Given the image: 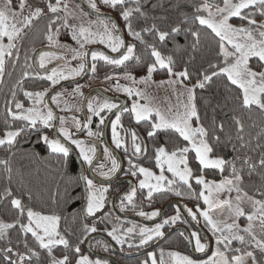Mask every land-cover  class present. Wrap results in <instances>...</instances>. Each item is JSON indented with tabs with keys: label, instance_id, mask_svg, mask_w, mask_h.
<instances>
[{
	"label": "snow or ice",
	"instance_id": "1",
	"mask_svg": "<svg viewBox=\"0 0 264 264\" xmlns=\"http://www.w3.org/2000/svg\"><path fill=\"white\" fill-rule=\"evenodd\" d=\"M101 2L110 9H119V14L126 24L129 35L150 48V54L154 57L153 62L147 68V76L137 80L130 72H126L124 78L133 84L147 85L152 81V73L157 68L165 69L170 77L175 78L161 81L160 86H173L174 90L177 91V103L175 105L168 104L161 108L154 105L145 92L132 87L121 88L117 84V91L124 92L128 97H139L141 100H146L147 103L134 100L130 108H122L119 103L109 100L103 102L95 99L89 100L87 110L90 115L86 117V123H82L73 116L71 118L72 127L77 132L86 128L89 138L99 140L103 137V132L99 130V126L104 125L106 119L102 113L112 114L114 110H119V114H116L115 118L109 122L112 143L115 149H121L127 153L129 150L128 133L126 131L125 136H122L118 129L124 127L121 122L122 114L129 112L137 124L144 123L146 125V136L155 144L154 167L159 169V174L132 159L128 160L129 168L127 171H123L121 164L113 156V150L108 146L103 148V154L109 163H94L97 160L95 143L74 138V133L66 127L68 120L65 117H57L53 109L45 103L44 98L48 94V89L24 91V96L33 101L32 107L25 108L24 104L20 102H15V111L12 107H7L5 118L7 130L4 131L3 136H0V147L7 146L11 149L17 143V138L23 133H35L38 142L42 141L53 154H57L63 164L71 156L74 145L75 149L78 150L82 165H86L90 169V175L81 173L77 179V185L80 182L83 183V192L80 197L84 201L85 212L88 217H95L97 213L104 211L109 199L107 194L110 190L115 191L112 185L120 180L121 174L124 177L135 178L137 183L133 185L130 180H124L129 188L121 197H118L120 211L137 210L138 206L135 200L138 190L149 201L153 199L155 193L166 192L183 198L185 192L180 191L177 187V185H182L186 188L188 198L197 201L202 199L207 208L197 207L195 211L192 208H187V215L197 224L200 222L199 218H203L205 225L216 237L215 251L207 260L202 261L179 251H169L166 254L168 257L166 262L164 259L165 252L161 250L159 264H249V260L251 264H258L252 251L232 257L227 255V251H241V248H231L233 242L236 241L242 246H255L264 253V238H258L255 231L258 224L261 233H264V190L260 191L262 198L255 199L248 196L243 189L245 166H247L249 177L256 174L264 182V144H260L258 141L257 146L261 148V152L256 159L249 155L236 156L233 160H228L222 155L214 154L217 153L219 147L225 146L221 136L217 134L224 131L225 125L222 122L217 124L213 121L212 127L209 128L201 122L196 92L197 89L204 90L209 87L214 82V78H223L227 82L225 88L229 91L232 90V86H235L237 95L234 99L239 101L241 108L256 109L264 113V0H211V2L210 0H198V2L191 3L193 11L190 15L183 14L180 21L167 30H161L153 23L151 28H143L141 31L134 29L131 19L133 13L147 19L141 0H134L136 5L134 8L127 7L129 0H101ZM76 7L79 9L78 12L70 9L65 0H45L43 5L37 3V0H15V2L14 0H4L3 6H0V84L4 83L8 60L18 61L20 59L18 42L23 41L28 36L29 31L34 28V22L42 18L47 21L46 39L49 45L59 44L60 28H64L70 32L71 39L78 45V47L65 46V50L71 53L72 60L81 61L75 68L67 66L63 70L53 68L50 74L46 76L36 74L40 79L50 81L52 86L61 81L74 80L84 74L89 55H91L92 60L90 70L93 73L97 69L96 61H103L116 67H124L126 62L133 59L139 61L140 57L135 55L136 46L126 44L121 36L114 35L120 31L115 21H112L110 17L101 18L100 15H97L95 21L89 20L87 17L90 13L85 12L80 5ZM88 7L92 12L100 13V7L96 0H88ZM257 12L261 17L260 23L256 19ZM233 18H238L241 23H232ZM70 20L80 22L73 24L69 22ZM57 24L59 27H56ZM142 31L154 32L161 43L169 38L175 39L180 35H183L185 39L191 37L190 48L193 53L200 51L202 42L215 41L216 60H210L207 68L203 69L202 73L197 76L196 82L189 87L186 83V81L191 80L188 68L175 71L176 61L173 56H165L155 44H147L141 35ZM96 43L103 44L112 53H120V55L114 58L102 51H92L91 53L84 51L86 45ZM121 49L124 51L121 52ZM53 58L65 60L66 65L70 64L65 56L44 51L39 55V67L46 68ZM194 58V56L191 57V59ZM23 75L26 78L29 74L25 72ZM108 78L112 79V77ZM17 83L20 85L23 80ZM74 92L83 96L79 84L76 85ZM60 95L57 93L51 97L52 102L58 106ZM181 97H185V99H181ZM12 98L15 101V92L12 93ZM61 110L71 112L73 108L66 104ZM75 110L79 111L80 109ZM93 117H99L98 130L96 131H93L91 127ZM233 119L238 129V139L244 141V137L239 135L244 131V124L239 118L234 117ZM16 122H20L19 125ZM49 131H52L51 136L48 134ZM162 134L168 137L165 143L170 147L156 144L157 139ZM130 139L133 156L147 154V144L135 130L130 132ZM241 147H247V143H242ZM235 150V146H233V151ZM190 153H194L191 160L196 162V167L190 166ZM237 160L240 161L239 167L236 163ZM0 164L5 166L9 174L11 173L12 169L8 166L7 160H0ZM209 169L218 170L221 175L229 170L230 177H225L220 182L208 180L204 173L205 170ZM166 172L171 173L172 178H169L165 174ZM8 179L11 180V175L8 176ZM193 180L197 188L200 189L199 191L194 188ZM144 190H147L146 193ZM233 192L236 193L234 199L231 196ZM225 193L228 198L220 199V196ZM64 195L66 197L65 203L77 199V197L71 196L67 189ZM29 199H31L30 196ZM0 200H8L16 213V218L12 222L0 219V239L8 238L10 230L16 229L22 235L24 248L28 252L27 255H22L17 251L15 253L17 259L12 260L9 254L13 253V248L3 249L4 259L8 261V264H25L26 260L31 262L33 257L36 258L37 264H43L40 253L29 246V238L39 249L46 251L50 258L49 264H72L67 254L68 251H72L78 256L75 264H107L106 261L92 260L86 255H80L81 248L78 245L73 247L67 238V235L73 234L72 225L76 224L75 215L69 213L71 217L69 219L68 216L48 215L35 211L23 202L22 197L15 196L10 187H6L0 194ZM245 202L250 205L249 210H246ZM225 207L228 211L223 219L214 218L211 214L216 209ZM137 215L148 220H155L160 217L161 221L153 227L132 224L131 227L124 229L122 226L114 225L110 231H107V235L122 248L125 243L129 248L134 246L131 242L133 236L138 238L135 247H143L157 239H162L165 235L166 226L171 227L177 222L188 223L186 220L182 221L179 207L176 208V214L167 219L162 217L159 210L150 213L139 210ZM241 217L246 218V227L242 228L237 222ZM62 219L67 224L63 231H61ZM115 219L119 220L120 218L115 217ZM80 230L86 239L88 234L96 233L98 228L95 223L91 226L82 223ZM180 235L183 236L184 233L181 232ZM192 238L195 239V252L205 253L208 250V243L202 242V236L198 231H192L190 236L186 237L190 243ZM80 243H83V239L80 240ZM58 245H62L63 249L66 250L62 258H57L52 254L53 248ZM104 247L107 251V245ZM144 264H148V261H145ZM151 264H158L155 254L151 255Z\"/></svg>",
	"mask_w": 264,
	"mask_h": 264
},
{
	"label": "trees",
	"instance_id": "2",
	"mask_svg": "<svg viewBox=\"0 0 264 264\" xmlns=\"http://www.w3.org/2000/svg\"><path fill=\"white\" fill-rule=\"evenodd\" d=\"M198 2V0H141L143 5V10L147 14V19L139 16L137 13H133L132 24L135 30L141 31L143 28H151L152 24L155 23L158 28L161 30H167L170 26L178 23L182 18L183 14H191L193 9L191 8V3ZM211 2V0H210ZM37 3L43 5L45 0H37ZM134 0H129L127 7L134 8ZM83 7V6H82ZM85 10V8H83ZM108 14L113 16L120 25V28L125 36L127 44H134L135 55L140 57L139 61L133 59L132 61L126 62L124 67H116L108 65L103 61H96L97 69L95 74L91 77L93 78H104L112 73H121L125 74L130 72L132 75L141 76L147 73L148 66L153 62L154 57L150 54V48H147L144 43H141L139 40L134 39L129 35L125 22L123 21L122 16L119 14V9H110L108 8ZM88 12L87 10H85ZM90 13V12H88ZM89 17L97 18L90 13ZM103 18V17H101ZM155 18V19H154ZM166 18V19H164ZM257 22H261V17L259 13L256 14ZM46 23V19L42 18L39 21H35L34 28L29 31V34L21 42H18L19 57L20 59L14 60L9 59L6 65V71L4 74V83L0 84V132L6 131L5 118L7 115V107H12L15 111V102L23 103L25 107H29L32 103L27 97L24 96V91H43L45 89H50V81L45 79H40L37 76L35 58L42 50L43 46H46L47 39L46 33L42 34L38 32L42 24ZM232 23L239 24L241 23L238 18H234ZM246 23V22H245ZM114 35L120 36L119 32L114 33ZM141 35L146 41L147 44H155L157 49L162 52L163 55H171L176 61L174 70L181 71L185 67L188 68V71L191 74V80L186 81L188 86H192L196 82V78L200 75L204 68H207L208 62L215 61V41H206L202 42L200 46V51L193 53L190 44L192 38L189 37L185 39L183 35L173 38H169L167 41L161 43L158 40L157 35L154 32H141ZM92 47V46H91ZM91 47L87 48L90 49ZM112 53L110 49H107L103 45H99ZM86 50V51H87ZM98 51V50H95ZM122 51V49H121ZM195 57L191 59V57ZM92 62V60H91ZM27 72L28 77H24V73ZM156 81H164L170 77L165 69L157 68L155 72L152 73ZM41 76V75H40ZM23 80V83L18 85V81ZM226 80L223 78H214V82L204 90L197 89V106L201 115V122L206 126L211 128L213 121L218 123H223L225 125L224 131L222 133H217L221 136L222 141L225 146L219 147L217 153L224 156L228 160H233L234 157L240 156H252L254 159L258 158L261 148L257 146L259 141L260 144H264V113L259 110H247L240 107L238 100L234 99L237 95V90L235 86H232V90L229 91L225 88ZM15 92V101H13L12 93ZM208 101V103H205ZM234 117L239 118L244 124V131L239 135L244 137V141L238 139V129L234 123ZM10 120V117H8ZM95 123L93 128L96 130L97 125L99 124L98 117H95ZM128 120L127 116L123 114L121 116V122H124L129 128L127 131L135 128L145 133V138L143 141L147 144V150L149 152V158L153 161L147 162L146 166L151 168L153 171L157 172L158 169L154 167V147L155 144L146 136V125L144 123L135 125L134 123L129 125L126 121ZM20 122H16L19 125ZM195 126V124H194ZM102 125L99 126L101 130ZM168 140V137L161 135L156 144L164 145L170 147V145L165 142ZM230 140V142H229ZM250 141V143H248ZM186 143V142H185ZM242 143H247V147H241ZM233 146H235V151H233ZM190 166L196 167V162L191 160V156L194 153H190ZM0 160H7L8 166L12 169L9 174L3 164H0V194L3 193L6 187H10L13 191V194L17 197H22L23 202L32 207L33 210L43 212L44 214H59L62 216H68L69 213L76 216V224L72 225L73 234L67 235V238L73 244V247L78 245L81 248L80 255L88 254L85 245L89 242V249L96 253H101L95 248L97 239L93 237L95 233L87 235V238L84 239V235L81 232V224L87 223L91 226L93 223L97 228H111L110 224L116 225L114 221L115 217H119L113 214H106L108 219H95L87 221L83 216L84 201L80 197V194L83 192V183L80 182L77 185V179L81 175L78 162L72 153L69 158H67L65 163H61V159L57 154H53L42 141L37 140L35 133L25 132L20 137L17 138V143L9 149L7 146L0 148ZM237 166H240V161H236ZM205 176L208 180H215L220 182L225 177H230V171L226 170L222 175L218 170H205ZM11 175V180L9 181L8 176ZM244 184L243 189L247 192L248 196L254 197L255 199H261L260 191L264 190V182L261 181L260 176L253 174L251 177L247 175V166H245L244 173ZM194 188H197L195 181H192ZM180 191L185 192L183 197L186 205L196 210L197 207L201 209L204 208L203 200L197 201L196 199H190L187 197L186 188L182 185H177ZM73 197L77 199L71 201L70 203H65V190ZM200 189L197 188V191ZM234 197L236 193L233 192ZM243 195V193H241ZM29 196L31 199H29ZM162 198L166 202L176 199V195L173 193H162ZM10 199V198H9ZM246 210L250 209V205L245 202ZM225 217V216H224ZM16 218L15 210L12 209V206L8 200H0V219L6 222H12ZM122 222L121 225L124 227H131L132 221L126 218L119 217ZM105 220H110L113 222L107 223ZM240 226L243 228L246 226L247 221L245 217H241L237 221ZM105 223L104 226L101 225ZM109 224V225H108ZM67 227L65 220H61V231ZM203 228V227H202ZM206 230V229H205ZM208 230V229H207ZM210 232V230H208ZM109 242L118 245L111 237L105 235ZM92 237V238H91ZM83 239V243H80V240ZM11 240V243H9ZM173 242L167 240L166 245H171ZM125 245V244H124ZM29 246L40 253V258L43 264H49L50 258L47 256V253L43 249H39L38 246L29 238ZM7 247L13 248V253L9 254L12 260H16L17 257L15 253L19 251L22 255H27L28 252L24 248L22 235L17 232L16 229L10 230L9 237L6 239H0V264H8V261L4 259L5 253L2 251ZM231 248H241L240 252H227L229 257L233 255L245 254L247 251H252L255 253L257 262L259 264L264 263V253H262L255 246L240 245L238 242L234 241L231 245ZM62 245H58L53 248V255L57 258H62L65 254ZM91 251V252H92ZM127 251H132V249H127ZM227 251V250H225ZM185 254H189L188 249H184ZM67 254L72 261V264H75V260L78 259V256L72 252L68 251ZM94 258V257H93ZM121 263L117 264H144V263H135L144 259L143 256L135 257H118ZM250 261V260H249ZM133 262V263H132ZM251 263V261L249 262ZM25 264H37L36 258L33 257L32 261H25Z\"/></svg>",
	"mask_w": 264,
	"mask_h": 264
},
{
	"label": "flooded vegetation",
	"instance_id": "3",
	"mask_svg": "<svg viewBox=\"0 0 264 264\" xmlns=\"http://www.w3.org/2000/svg\"><path fill=\"white\" fill-rule=\"evenodd\" d=\"M94 48H96V47H94ZM97 48L103 49V52L106 55H111V56L118 55V54H111V53H109L108 50H106V49H104L102 47H97ZM90 62H91V55H90ZM51 69H53V68H47V69L42 71V70H38L36 68V71L41 76H46V75L50 74ZM85 72H86V67H85L84 74H85ZM84 74H83V76H84ZM112 74H118V73H112ZM90 75H91V70H90V74L88 75V77L81 83H84L89 77H91ZM109 75H111V74H109ZM106 77H108V75ZM96 79H98V78H96ZM101 79H103V78H101ZM63 85H66V84H63ZM61 86H59V87H61ZM68 86H71V85H68ZM59 87H55L54 89H52L47 94L46 102H47L48 96L55 89H57ZM95 89L96 88H92L90 91L95 90ZM60 90H58L54 94H57ZM90 91H88L87 93H84L83 99H82L81 111H80V113L75 114V115L78 116V119L82 123H86V117L88 116L87 103L89 101V98L93 94H98L101 97H103L104 99L109 100V99L105 98L102 94H99V93L95 92L91 96L88 97V99H87V101H86V103L84 105L85 96ZM104 93H106L109 96H112V97H115V98L119 99L117 101H112V100H109V101L117 102V103H119L121 105V107H123V106L127 107V108L130 107L129 100L126 98V95L123 92L120 95H118V96H115L113 93H111L109 91H105ZM50 103H51V98H50ZM65 105H66L65 102H60V104H59L60 109H62ZM117 111L119 112V110H114V112H117ZM57 114H58L59 117H62V116H64V117L66 116L67 117V116L71 115L69 113H65V111H62V114H59V113H57ZM123 114H125L127 116L128 120H126V121L129 123V125H131L133 123H134L133 124L134 127H135V125H138L129 112H124ZM102 115L106 116V119H105V124L102 125V127H101L102 129L100 130V131L103 132V137L101 139H99L98 141L84 138V136L87 134V129L86 128L82 129L79 132H77V131H76V133L74 132V136L77 135L76 139L84 140V141H86L88 143H95V145L97 147V159H98V161L97 162L94 161V163L95 162L96 163H105V164L109 163L105 159L104 154H103V148L105 146H108L109 148H111L113 150V156H115L117 158V160L121 164V168L123 169V171H127V169L129 168V164H128V160L129 159H132L134 162H138L142 166L147 167L146 163L150 162V161H153V159L149 158L148 150H147V154L146 155L133 156L132 155V151L133 150L131 148V139H130V132L132 130H135L137 132V134L141 137L142 140L145 138V133L141 132L140 130H136L135 128H132V130L127 131L130 127L128 128L127 125L124 122H122L124 127H123V129H118V130L120 131V134L122 136H125L126 131H127V133H128L127 144L129 145V150H128L127 153H125L121 149H115V146L112 143V133H111V125L110 124H109V127H108L107 134L105 135V127H106L107 121H108L109 117L111 116V114L102 113ZM95 121H96L95 117H93L92 124H91V127H92L93 131H95V129L93 128V125H94ZM98 121H99V117H98ZM48 134L51 136L52 135V131H49ZM72 148H73L72 153L74 154V156H75V158H76V160L78 162V165H79L80 174L83 173L85 175H90L89 168L86 165H82L80 157L78 156V152L75 149L74 145L72 146ZM156 173L158 174L159 170ZM125 179L130 180L133 185H135L137 183L135 178L124 177L121 174L120 175V180L116 181L112 185V187H113V189H115V191L110 190V192L107 194L108 197L110 195V200H109V204H108V208H107L106 212H104L97 219L102 218L106 214H109V215L110 214H113V215L115 214V215H117L119 217L131 220L132 224H138L139 226L141 224L142 225L145 224V225L153 227V226H155L156 223L161 221V218L158 217L155 220H148V219H145L144 217L138 216L137 215V211L143 210L145 212L150 213L152 211L159 210L161 212V214H162V217L164 219H167V218H170L171 216L175 215L176 214V208L179 207L180 210H181V219H182V221L186 220L188 223L177 222L175 225H173L171 227L166 226L165 229H164V231H165L164 237H166L167 235L168 236L166 237V239L162 243H160L156 247H154V245L156 243H158L160 240H162L164 237L162 239H157L156 241L150 243L149 245H146L145 247H135V246H133L132 248H129L128 246L123 245V248H122L121 245H115L114 243L109 242V240L105 236L104 229L99 228L98 231L93 235V237H95L97 239V243H96L95 248L97 250H99V251H105V247L104 246L107 245V249L108 250L106 252H108L109 255H104L102 253H96V252H93L91 250L92 253L90 255H92L94 257V259L103 260V261H106L107 263L117 264V263H121L120 260L118 259V257H130L131 258V257H135V256H140V257L143 256L144 257L143 260H141L139 262H135V263H144L145 261H148V263H151V255L155 254L156 258H157V261L159 263L161 250H163L165 252L164 259L167 262V260H168V257L166 255L167 252H169V251H179L182 254H185L183 252L184 249H188V251H189V254H185V255H190L194 259H197V260H201L202 261L204 259H207L210 256V254L212 253V250H213V245H214L213 243H214L215 239H214V237L213 238L211 237L209 231L201 228L197 224L196 221H193L191 219V217L187 215V211H185V205H184L185 202H184L183 198L176 196V199H173L171 201H167L166 202V200L164 201L162 196H161L162 193H155L154 196H153V199L151 201H149V200H147L146 196L144 194H142L138 190L137 197H136V200H135V203L138 206L137 210L134 211V210L129 209L127 211H120L118 197H121L126 192V190H128V188H129V185L124 183ZM146 191L147 190H144L145 193H146ZM107 202H106V205H107ZM97 214H99V213H97ZM156 220H158L156 223L151 224V222L156 221ZM104 224L105 223H102L101 225L104 226ZM192 231H198L201 234V236H202V242L208 243L209 246L211 245L210 252L204 258H199V257L204 255V254H206L207 251L205 253H197V252H195V250H194L195 239L192 238L191 243L189 242L188 239H186V237L190 236V233ZM181 232L184 233L183 236L180 235ZM167 240H169L171 242L174 241V243H172L171 245H166L165 243H166ZM98 241H99V243H98ZM86 245H85V247H86ZM86 249H87V247H86ZM127 249H132V251H127ZM192 250L195 252V255H193ZM87 251H88V249H87ZM138 253H141V254L138 255ZM102 257H105V258H102Z\"/></svg>",
	"mask_w": 264,
	"mask_h": 264
},
{
	"label": "rangeland",
	"instance_id": "4",
	"mask_svg": "<svg viewBox=\"0 0 264 264\" xmlns=\"http://www.w3.org/2000/svg\"><path fill=\"white\" fill-rule=\"evenodd\" d=\"M82 1H84L88 5V0H82ZM14 2H15V0H14ZM65 2L68 3L69 8L72 9L73 11H75V12H78L79 11V9H77V7H76L77 5H80L81 7L83 6L78 0H65ZM96 3L100 7V13H98V14H100V15H109L108 14V12H109L108 7L104 6L102 4L101 0H96ZM3 4H4V0H0V6H3ZM82 8H84V7H82ZM87 19L92 20V21H95L96 20V18L94 19V18H91L89 16L87 17ZM69 22L70 23H73V24H78L80 21H78V20H76V21L70 20ZM46 23H47V21H46ZM46 23L45 24H42L43 26H40L39 27L40 28L39 30L37 29L36 34H38V32H41L42 34H44V32L46 33ZM56 27H59V24H57ZM58 40H59V44L58 45H49V43L47 41L46 46H43V48L40 51V53L41 52H44V51H47V52H51V53H53L55 55L65 56L66 57V60L67 61H70V64H67L66 65V61L65 60H56V59L53 58L51 60V62L47 64L46 68H43L42 69V68L39 67V55H40V53H39L37 55V57L35 58V65H36V67H38L37 68L38 70H42L43 71V70H45L47 68H57V69L63 70L66 66L67 67L75 68V67H77L79 65V63H81V61H79V60H72L71 59V53H69V52H67L65 50V46L78 47V45L76 44V42L71 39L70 32L68 30L64 29V28H60V34H59ZM5 43H7L6 40H5ZM99 45H103V44L96 43V44L86 45L84 51H86L87 48H89L91 46H92L91 48H94V47L97 48V47H99ZM103 46H105V45H103ZM91 64H92V62H91ZM93 74H95V73L92 72V75ZM147 74L148 73H146L144 75H141V76H135V75H133V76H135L137 80H140L142 77L147 76ZM124 75L125 74H121V73L108 75V77H112V79H109L108 77H105L103 79H96V78H93V77H89L84 83H79V85L81 87V91L83 92V95H84V93H87L88 91H90L92 88H96L95 90H100V91H103V92L109 91V92L113 93L115 96H118V95H120L122 93V91H117L116 90V85L119 84L121 86V88H123V87H132L133 89H138V90H140L142 92H145L147 94V96L151 98L152 103L154 105H156V106L161 107V108L166 107L168 104L175 105L177 103V99H176V97H177V91L174 90L173 86L164 85V86L161 87L160 86V82L161 81H156L154 79V77H153V74H152V81L149 84H147V85L140 84V83L133 84L130 80L125 79L124 78ZM82 76H83V74L80 75V76H78V77H76L74 80L61 81L59 84H57L55 86H52L51 85V82H50V89L48 90V93L52 89H54L55 87H59V86H61L63 84L72 83V82H74L76 80L81 79ZM174 78L175 77H172V78H169V79H174ZM169 79H167V80H169ZM76 85L77 84H74V85H71V86H66L65 88L61 89L58 92V93L61 94L60 95V102H65L69 107H72L73 108V111H71V112H66L65 111V113L71 114V115H69L67 117L65 116V118L68 120V123H67L66 127H68L73 133L74 132L76 133V129L72 127V120H71V118L73 116H75L78 119V116L75 115V114L80 113V111H81V105H82V99H83V96H80L78 93L74 92V89H75ZM126 98L129 100L130 107H131V104L133 103L134 100L139 101L140 103H147L146 100H141L139 97H136V96L128 97L126 95ZM44 99H45V103L47 104V102H46V96H45ZM93 99L99 100L100 102H103L104 100H106V99H104L103 97H101L98 94H93L89 98V100H93ZM181 99H185V97H181ZM60 102H59V104H60ZM32 106H33V101H32V103H31V105L29 107H32ZM51 106H52V108L57 113L62 114V111H61L60 107L57 104L53 103L52 102V99H51ZM25 108H28V107H25ZM77 108H79L80 110L79 111H76L75 109H77ZM88 115H90V113H88ZM62 117H64V116H62ZM3 133L4 132H0V136H3ZM76 136H74L75 139H76ZM84 138L91 140V138H89L87 136V134L84 136ZM92 140H94V139H92ZM95 141H98V140H95ZM77 152H78V150H77ZM165 174L167 176H169V178H172L171 177V173H167L166 172ZM231 196H232L233 199L235 198L233 193L231 194ZM227 198H228V195L226 193L225 194H222L220 196V199H222V200L223 199H227ZM184 205H185V211H187V208H190V207H188L186 205V203H184ZM206 208H207V206L205 205L203 209H206ZM227 211L228 210H227L226 207L223 208V209H219L218 208L214 212H212L211 214L214 216V218L223 219L224 216L227 215ZM103 219H108V218H107V216H104ZM105 221H107V223H109L110 220L109 221L108 220H105ZM114 221L117 223L116 224L117 226H122L121 225L122 222L120 220H116L114 218ZM199 221L200 222L198 223V225L201 228L203 227V229L210 230L205 225L202 217L199 218ZM110 222H113V221H110ZM110 225H111V228H106L104 230L105 235H107V231H110L112 229V227L114 226V224H110ZM136 225H138V224H136ZM140 226L151 227V226H148V225H145V224L144 225L141 224ZM246 226H247V224H246ZM246 226H244V227H246ZM122 227L124 229H126V227H124V226H122ZM255 231H256V234H257V237L258 238H264V233H261L258 224H257V227H256ZM210 235H211L212 238L214 237V239L216 241V237L212 234L211 230H210ZM215 241L213 243L214 245H213L212 253L215 251V248H216ZM131 242H133V244L135 246V244L138 243V238L135 237V236H133ZM125 245L127 246V243H125ZM143 247H145V246H143ZM100 252L102 254H104V255H109L108 252H106V250L105 251H100ZM227 252H229V251H227ZM197 253H199V252H197ZM212 253L210 254V256L212 255ZM85 255L88 256L92 260H97V259H94L93 257L89 256L88 254H85ZM240 255H244V254H240ZM254 255H255V253H254ZM207 259H204V260H207ZM101 261L102 262H105L103 260H101ZM107 264H113V263H107ZM148 264H151V263H148ZM249 264H251V263H249ZM261 264H264V263H261Z\"/></svg>",
	"mask_w": 264,
	"mask_h": 264
},
{
	"label": "water",
	"instance_id": "5",
	"mask_svg": "<svg viewBox=\"0 0 264 264\" xmlns=\"http://www.w3.org/2000/svg\"><path fill=\"white\" fill-rule=\"evenodd\" d=\"M78 1L83 5V7H84L88 12H90V13L93 14L94 16L100 15V14H97V13L92 12V10L88 7V5H87L84 1H82V0H78ZM100 16L103 17V18H105V17H110L111 20H112V21H115V22L118 24L119 28H120L119 23L117 22V20H116L113 16H111V15H100ZM119 34H120V36L125 40V43L127 44V41H126V39H125V36H124V34H123L121 28H120ZM94 50H99V51H102V52H103V49H101V48H91V49L88 50V52L91 53V52L94 51ZM123 51H124V49H122L121 52H123ZM119 55H120V53H119L118 55H116V56H112V57L115 58V57H118ZM37 68H38V67H37ZM90 69H91V62H90V55H89L88 58H87L86 72H85L84 76H83L81 79H79V80H76V81H74V82H72V83H68V84H66V85H62L61 87L55 89V90H54V91L48 96V99H47V105H48L49 107L52 108L51 103H50V98H51V96H52L55 92H57L58 90H60V89H62V88H64V87H66V86H68V85L79 84V83L83 82V81L88 77V75L90 74ZM95 92H97V93H99V94H102L105 98H107V99H109V100H112V101H117V100H119V99H117V98H115V97H112V96L107 95L106 93H104V92H102V91H100V90H92V91H90V92L85 96L84 105H85V103H86L88 97L91 96V95H92L93 93H95ZM122 108H124V106H123ZM52 109H53V108H52ZM53 111H54L55 115H56L57 117H59L58 114L56 113V111H55L54 109H53ZM118 113H119L118 111H117V112H114V113H112L111 116L109 117V119H108V121H107V124H106V127H105V135L107 134V131H108V127H109V124H110L109 122H110V121L115 117V115L118 114ZM57 124H58V121H57ZM97 161H98V159L96 160V162H97ZM96 162H95V163H96ZM89 172H90V169H89ZM109 200H110V195H109V199H108V202H107V205H106L104 211L101 212V213H99V214H97L95 217H88V216L86 215V212H85V205H84V209H83V216H84V219L87 220V221H91V220H95V219H97L98 217H100L104 212H106V210H107V208H108ZM157 221H158V220L153 221V222H151V224L156 223ZM167 236H168V235H167ZM167 236H166V237H167ZM166 237H164L162 240H160L158 243H156V244L154 245V247H156V246H158L160 243H162V242L166 239ZM89 242H90V240L88 241L86 247H87V249H88V252H89V253H92L91 250L89 249ZM210 250H211V245L209 246V248H208L206 254L200 256L199 258H204V257H206L207 254L210 252ZM192 253H193V255H195V252H194L193 250H192ZM139 254H141V253H138V255H139ZM100 257H101V256H100ZM102 258H105V257H102Z\"/></svg>",
	"mask_w": 264,
	"mask_h": 264
}]
</instances>
